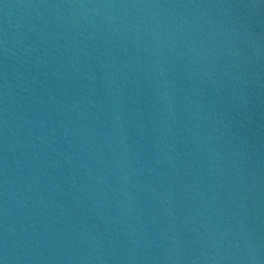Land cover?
<instances>
[{"label": "water", "instance_id": "obj_1", "mask_svg": "<svg viewBox=\"0 0 264 264\" xmlns=\"http://www.w3.org/2000/svg\"><path fill=\"white\" fill-rule=\"evenodd\" d=\"M0 264H264V0H0Z\"/></svg>", "mask_w": 264, "mask_h": 264}]
</instances>
